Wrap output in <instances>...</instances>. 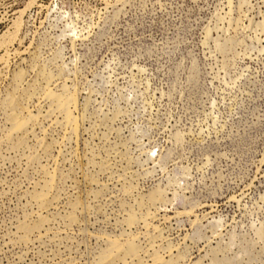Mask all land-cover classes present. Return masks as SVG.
I'll list each match as a JSON object with an SVG mask.
<instances>
[{
	"label": "rangeland",
	"instance_id": "1",
	"mask_svg": "<svg viewBox=\"0 0 264 264\" xmlns=\"http://www.w3.org/2000/svg\"><path fill=\"white\" fill-rule=\"evenodd\" d=\"M0 264H264V0H0Z\"/></svg>",
	"mask_w": 264,
	"mask_h": 264
}]
</instances>
